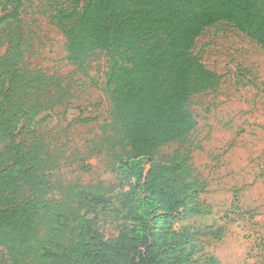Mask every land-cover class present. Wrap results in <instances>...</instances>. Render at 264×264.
Returning a JSON list of instances; mask_svg holds the SVG:
<instances>
[{"label": "trees", "instance_id": "1", "mask_svg": "<svg viewBox=\"0 0 264 264\" xmlns=\"http://www.w3.org/2000/svg\"><path fill=\"white\" fill-rule=\"evenodd\" d=\"M24 2L0 0V12L13 7L0 23L18 22ZM50 2L68 64L87 74L93 54L109 59L113 169L131 185L125 197L133 226L115 240L105 238L98 217L90 218L95 208L108 207L102 194L89 200L75 191L76 207L49 199L53 160L41 144L18 143V131L68 101V92L57 76L24 66L23 37L15 36L0 56V249L7 264H191L186 244L193 234L174 226L203 213L191 203L205 185L188 181L191 150L169 163L156 155L186 143L198 127L191 99L222 83L194 55L198 39L227 24L264 48V0H72L68 8Z\"/></svg>", "mask_w": 264, "mask_h": 264}, {"label": "rangeland", "instance_id": "2", "mask_svg": "<svg viewBox=\"0 0 264 264\" xmlns=\"http://www.w3.org/2000/svg\"><path fill=\"white\" fill-rule=\"evenodd\" d=\"M59 2L68 8L72 0ZM50 7V0H25L18 22L0 23V56L21 35L24 66L57 76L68 92V101L23 122L17 142L41 144L51 156L50 200L76 207L75 191L89 200L91 194L106 196L108 207L95 208L90 218L97 216L105 238L115 240L132 229L133 213L125 197L131 185L113 169L110 139L117 133L105 91L109 59L102 51L93 54L87 74L68 64L66 40ZM12 10L4 8L0 20ZM193 53L223 80L216 92L191 99L198 127L186 143L166 145L156 155L169 163L177 152L191 150L188 181L205 185L191 203L200 204L203 213L176 222L174 229L193 234L186 244L194 253L191 264H264V48L221 24L204 31ZM3 149L0 144V153ZM0 264H7L2 249Z\"/></svg>", "mask_w": 264, "mask_h": 264}]
</instances>
